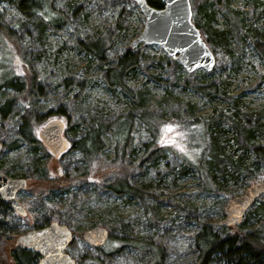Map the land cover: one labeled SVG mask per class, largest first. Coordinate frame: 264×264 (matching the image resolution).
I'll return each instance as SVG.
<instances>
[{
  "label": "rangeland",
  "instance_id": "obj_1",
  "mask_svg": "<svg viewBox=\"0 0 264 264\" xmlns=\"http://www.w3.org/2000/svg\"><path fill=\"white\" fill-rule=\"evenodd\" d=\"M189 1L192 22L199 24L215 54L214 71L187 72L153 44L151 50H141L122 90L108 85L105 64L79 40L110 30L106 55L122 52L144 25L134 1L112 0L100 8L88 0H51L52 8L66 18L54 27L26 21L14 5L0 0V24L10 34L0 30L6 34V41H0V60L12 69L28 62L42 84L41 91L27 96L12 87L0 88V105L12 101L8 115L0 117V172L27 180L26 189L16 194L28 212L21 229L31 228L30 204L44 199L58 205L60 223L73 233L65 251L75 262L90 254L103 264H194L195 235L202 225L220 233L229 227L239 230L238 224H220L227 202L264 181V164L248 169L238 165L253 158L247 148L251 133L264 135V60L254 48L255 41L264 42V0ZM204 11L211 14L207 22ZM27 105L41 117L33 126L38 139L46 122L64 121L70 147L59 157L40 139L35 151L22 141L20 117ZM126 115L131 125L124 145L120 143L123 154L116 152L109 131L101 137L104 148L90 159L71 147L89 128L123 121ZM165 125L178 126L168 134L175 144L162 143ZM152 141L159 149L148 153L145 143ZM64 175L69 186L49 193L47 179L59 183ZM118 178L137 193H117L107 186ZM76 193L79 198H74ZM254 207L252 221L240 230L264 227V199ZM96 226L109 234L103 245L92 247L82 234ZM8 263L9 258L0 261Z\"/></svg>",
  "mask_w": 264,
  "mask_h": 264
},
{
  "label": "trees",
  "instance_id": "obj_2",
  "mask_svg": "<svg viewBox=\"0 0 264 264\" xmlns=\"http://www.w3.org/2000/svg\"><path fill=\"white\" fill-rule=\"evenodd\" d=\"M7 1L14 5L23 15L26 21L35 19L41 25L50 24L54 27H61L65 23V14L62 11L54 10L51 6V0H2ZM89 4L97 5L100 8L108 6L112 0H88ZM130 3L131 0H125ZM148 4L154 8H162L163 3L161 0H147ZM123 10V9H122ZM124 12V16H125ZM204 15L209 21L211 14L204 11ZM122 16V22L125 21ZM212 19V18H211ZM196 23V22H195ZM199 27V24L196 23ZM0 30L3 29V25L0 24ZM6 33V32H5ZM7 34V33H6ZM6 34L4 36L0 33V41H6ZM10 36V34H7ZM110 30H106L93 39H81L79 40L82 48L92 56L96 57L100 62H103V76L111 87H119L122 90H126V77L127 73L134 68L139 61V53L141 50H151L153 46L141 45L139 49H135L128 45L122 52H119L112 57L106 55L107 50L111 47ZM208 37L203 38L207 43ZM254 48L260 54L264 60V42L255 41ZM224 46L223 43L220 44ZM4 50V49H3ZM215 56V54H214ZM27 62V61H26ZM28 65V62L26 63ZM26 64L20 66H13L12 69L9 65L2 63L0 60V88L1 86L12 87L19 92H23L26 96L31 92L41 91L42 84L36 79L34 72L27 67ZM16 67V68H15ZM18 69V70H16ZM214 71V66L211 72ZM22 72V74H19ZM69 81V79H68ZM72 83V81H71ZM11 99H6L3 104L0 105V117L4 118L8 115L11 108ZM41 117L38 116L35 109L31 106H26L24 113L20 117V133L22 141L30 146H36L40 143L33 130V126L36 122H39ZM115 119V121L97 127L89 128L85 134L74 140L71 147L78 149L85 158H92L95 154L104 148V143L101 139L102 135L106 132H111L115 140V149L121 154L124 152V139L127 138L129 127L131 125V119L129 115L123 116V121ZM123 143L121 145L120 143ZM247 148L252 153V160L245 164L244 160H239V167L248 169L247 165L257 167L259 164H264V135L260 138H256L251 133V138H248ZM146 151L148 153L158 150L154 148V143H145ZM200 162V161H199ZM199 165V163H198ZM246 166V167H245ZM63 181L57 183V180L47 179L50 187L49 193H52L54 189L64 190L69 186L70 182L66 180L68 177L64 175ZM65 182V183H64ZM109 188L114 189L117 193L127 192L129 194L137 193L135 189L126 181V179H115L112 184L107 185ZM80 192V191H78ZM74 198H79V193L74 195ZM264 199V193L257 197L254 203L249 206L241 222L236 226L239 230L229 229L223 233L216 232L211 228L210 224H203L200 232L195 235V246L198 250L197 258L194 264H264V227L255 228L250 231H243L244 223L246 221H252V214L255 212L254 205ZM25 208V207H24ZM26 209V208H25ZM31 215V228H39L46 224L56 221L61 222V212L58 205L51 203L48 204L44 199H41L39 203H32L28 208ZM27 211V210H26ZM28 212L26 213V215ZM23 216L14 212L7 203L0 199V261H6L10 259L11 263L16 264H37L38 254L33 250L25 249L19 244H16L13 239L26 230L21 229V220ZM221 229H225L222 227ZM75 264H103L102 260L94 255L83 254L75 262Z\"/></svg>",
  "mask_w": 264,
  "mask_h": 264
},
{
  "label": "water",
  "instance_id": "obj_3",
  "mask_svg": "<svg viewBox=\"0 0 264 264\" xmlns=\"http://www.w3.org/2000/svg\"><path fill=\"white\" fill-rule=\"evenodd\" d=\"M134 1L144 16L142 31L131 42V47L138 44L159 45L174 58L187 72L203 68L210 71L215 64V56L203 40L200 30L192 22L189 0H161L162 8L150 6L147 0ZM65 123L54 118L46 122L38 131V137L55 158L70 147V141L64 136ZM3 144L0 142V152ZM27 187L23 177H11L0 172V199L7 203L17 214L24 216L27 211L17 199L16 194ZM264 193V181L253 183L245 191L231 198L225 206V217L220 224H239L246 209L255 199ZM108 230L96 226L83 232L82 237L92 247L104 244ZM72 230L64 223L52 221L39 228H30L19 234L15 243L38 254L37 264H75V259L66 251L72 240ZM16 264V263H8Z\"/></svg>",
  "mask_w": 264,
  "mask_h": 264
},
{
  "label": "snow or ice",
  "instance_id": "obj_4",
  "mask_svg": "<svg viewBox=\"0 0 264 264\" xmlns=\"http://www.w3.org/2000/svg\"><path fill=\"white\" fill-rule=\"evenodd\" d=\"M178 126H173V125H165L164 128L162 129V132L165 134L164 137H162V143L164 144H175V140L168 136L169 133H175V128ZM179 135V133H176ZM181 151H183V148H181L178 144L176 145Z\"/></svg>",
  "mask_w": 264,
  "mask_h": 264
}]
</instances>
